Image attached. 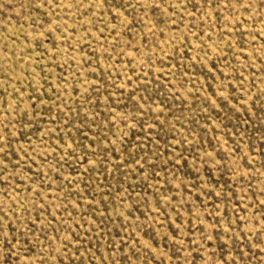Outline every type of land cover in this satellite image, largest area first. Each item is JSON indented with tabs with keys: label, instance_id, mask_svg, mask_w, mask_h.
Returning <instances> with one entry per match:
<instances>
[{
	"label": "rangeland",
	"instance_id": "374dc122",
	"mask_svg": "<svg viewBox=\"0 0 264 264\" xmlns=\"http://www.w3.org/2000/svg\"><path fill=\"white\" fill-rule=\"evenodd\" d=\"M0 264H264V0H0Z\"/></svg>",
	"mask_w": 264,
	"mask_h": 264
}]
</instances>
